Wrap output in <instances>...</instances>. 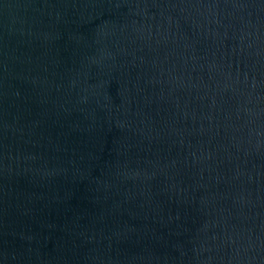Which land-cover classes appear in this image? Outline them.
Segmentation results:
<instances>
[{
	"label": "water",
	"instance_id": "1",
	"mask_svg": "<svg viewBox=\"0 0 264 264\" xmlns=\"http://www.w3.org/2000/svg\"><path fill=\"white\" fill-rule=\"evenodd\" d=\"M0 264H264V0H0Z\"/></svg>",
	"mask_w": 264,
	"mask_h": 264
}]
</instances>
